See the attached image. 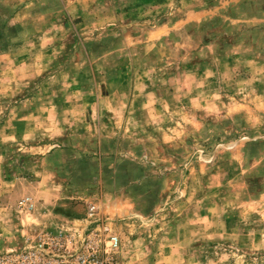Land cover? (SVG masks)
<instances>
[{"label": "rangeland", "instance_id": "rangeland-1", "mask_svg": "<svg viewBox=\"0 0 264 264\" xmlns=\"http://www.w3.org/2000/svg\"><path fill=\"white\" fill-rule=\"evenodd\" d=\"M11 1L0 251L107 226L114 264H264V0Z\"/></svg>", "mask_w": 264, "mask_h": 264}, {"label": "built area", "instance_id": "built-area-1", "mask_svg": "<svg viewBox=\"0 0 264 264\" xmlns=\"http://www.w3.org/2000/svg\"><path fill=\"white\" fill-rule=\"evenodd\" d=\"M89 215L93 207L88 206ZM101 219H93L96 223ZM118 238L108 227L40 232L30 244L0 251V264H114Z\"/></svg>", "mask_w": 264, "mask_h": 264}, {"label": "crops", "instance_id": "crops-1", "mask_svg": "<svg viewBox=\"0 0 264 264\" xmlns=\"http://www.w3.org/2000/svg\"><path fill=\"white\" fill-rule=\"evenodd\" d=\"M14 2L16 1L9 2V0H0V37L3 41L0 58L1 56L9 57L10 53L13 55L15 51L20 49L14 47L18 39L14 35H17L22 30L19 29V32H14V28L17 31V28L20 27V20L14 18L15 13H17V3L15 4ZM2 66H4V63Z\"/></svg>", "mask_w": 264, "mask_h": 264}]
</instances>
